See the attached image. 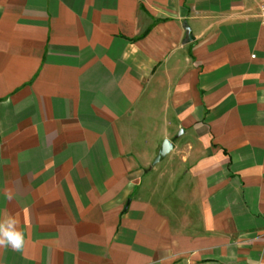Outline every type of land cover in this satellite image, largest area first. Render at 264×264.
<instances>
[{
    "label": "crops",
    "instance_id": "1",
    "mask_svg": "<svg viewBox=\"0 0 264 264\" xmlns=\"http://www.w3.org/2000/svg\"><path fill=\"white\" fill-rule=\"evenodd\" d=\"M261 2L0 0V264H264Z\"/></svg>",
    "mask_w": 264,
    "mask_h": 264
},
{
    "label": "clouds",
    "instance_id": "2",
    "mask_svg": "<svg viewBox=\"0 0 264 264\" xmlns=\"http://www.w3.org/2000/svg\"><path fill=\"white\" fill-rule=\"evenodd\" d=\"M4 195L8 201L14 198L13 190L6 188ZM19 219L5 211L0 216V248L11 247L13 250L20 251L26 244L25 233L19 228Z\"/></svg>",
    "mask_w": 264,
    "mask_h": 264
},
{
    "label": "water",
    "instance_id": "3",
    "mask_svg": "<svg viewBox=\"0 0 264 264\" xmlns=\"http://www.w3.org/2000/svg\"><path fill=\"white\" fill-rule=\"evenodd\" d=\"M173 147V144L170 140L165 139L158 151L157 156L155 157L154 161L158 162L160 161Z\"/></svg>",
    "mask_w": 264,
    "mask_h": 264
},
{
    "label": "built area",
    "instance_id": "4",
    "mask_svg": "<svg viewBox=\"0 0 264 264\" xmlns=\"http://www.w3.org/2000/svg\"><path fill=\"white\" fill-rule=\"evenodd\" d=\"M253 17L264 26V0L259 4L258 10L255 12Z\"/></svg>",
    "mask_w": 264,
    "mask_h": 264
}]
</instances>
